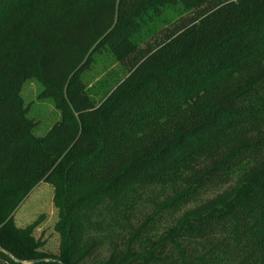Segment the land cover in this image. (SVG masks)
I'll return each instance as SVG.
<instances>
[{"label":"trees","instance_id":"trees-1","mask_svg":"<svg viewBox=\"0 0 264 264\" xmlns=\"http://www.w3.org/2000/svg\"><path fill=\"white\" fill-rule=\"evenodd\" d=\"M104 52L127 74L95 105ZM263 58L264 0H0V264H264ZM41 182L56 252L14 224Z\"/></svg>","mask_w":264,"mask_h":264},{"label":"rangeland","instance_id":"rangeland-1","mask_svg":"<svg viewBox=\"0 0 264 264\" xmlns=\"http://www.w3.org/2000/svg\"><path fill=\"white\" fill-rule=\"evenodd\" d=\"M184 15V13L180 14L177 9H168L163 15L165 23H158V26L165 27L169 22H177ZM126 74V69L117 63L109 53L104 52L95 55L93 63L84 75L87 93L93 103L98 105L124 79ZM41 89L42 85L39 81L29 79L23 84L20 93L24 106L29 109L28 117L36 123L34 134L37 137L45 136L53 123L60 118L52 100L39 98ZM215 193L216 191L207 195L211 196ZM157 194L162 195V191ZM201 199L199 198L196 203L201 202ZM149 204L151 202L149 203L147 200L144 205L148 207ZM193 206L191 204L188 208ZM182 212L181 210L173 214L165 225H171ZM56 221L57 209L54 206V188L44 182L37 184L32 189L14 214V224L18 228H25L37 222L38 227L35 229L34 235L43 243L45 249L52 252L57 251L59 243V236L54 230Z\"/></svg>","mask_w":264,"mask_h":264},{"label":"water","instance_id":"water-1","mask_svg":"<svg viewBox=\"0 0 264 264\" xmlns=\"http://www.w3.org/2000/svg\"><path fill=\"white\" fill-rule=\"evenodd\" d=\"M0 250H1V248H0Z\"/></svg>","mask_w":264,"mask_h":264}]
</instances>
